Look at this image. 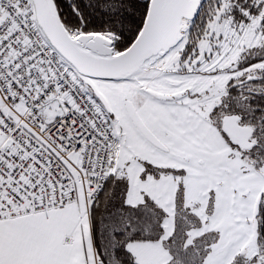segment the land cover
Here are the masks:
<instances>
[{
	"label": "snow or ice",
	"instance_id": "snow-or-ice-1",
	"mask_svg": "<svg viewBox=\"0 0 264 264\" xmlns=\"http://www.w3.org/2000/svg\"><path fill=\"white\" fill-rule=\"evenodd\" d=\"M0 264H264V0H0Z\"/></svg>",
	"mask_w": 264,
	"mask_h": 264
}]
</instances>
